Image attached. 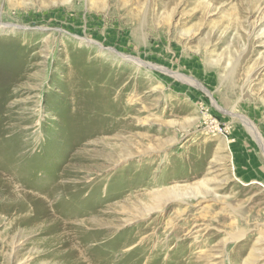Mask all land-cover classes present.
Listing matches in <instances>:
<instances>
[{"label": "rangeland", "instance_id": "obj_1", "mask_svg": "<svg viewBox=\"0 0 264 264\" xmlns=\"http://www.w3.org/2000/svg\"><path fill=\"white\" fill-rule=\"evenodd\" d=\"M175 3L0 0V264H264V0Z\"/></svg>", "mask_w": 264, "mask_h": 264}, {"label": "bare ground", "instance_id": "obj_2", "mask_svg": "<svg viewBox=\"0 0 264 264\" xmlns=\"http://www.w3.org/2000/svg\"><path fill=\"white\" fill-rule=\"evenodd\" d=\"M172 2H173V4H176L175 2H176V0H172ZM189 2V1H188ZM193 3V2H192ZM197 3V2H196ZM172 4V3H171ZM170 4V5H171ZM167 6V5H166ZM160 8V7H159ZM195 9L196 10H198L200 13H202V12H204V14H207V13H209V12H211V11H213V10H210L211 9V6H210V8L209 7H207V6H205V4L204 3H198L197 5H195ZM155 10V9H154ZM169 10V9H168ZM171 10V9H170ZM193 14V13H192ZM196 15V14H195ZM193 16V15H192ZM201 23H203V22H201ZM211 38V37H210ZM209 38V39H210ZM209 39H207V40H209ZM139 64H141V63H139ZM207 69V68H206ZM232 73L229 75H227L226 76V78H224L225 79V81H227V82H230L231 83V85H230V89H231V87H233V85H232ZM228 77H229V80H227L228 79ZM234 83V82H233ZM220 107H218V109H219ZM230 114V113H229ZM243 121H244V123H245V126H246V128H247V130L249 131V133L254 137V139L258 142V143H260L261 145H263V143H261V137H260V135H259V133H258V131H257V129L255 128V125L250 121V120H248L247 118H243ZM252 137V138H253ZM170 192V191H169ZM169 195V194H168ZM171 195V194H170ZM251 210V209H250ZM242 212V211H241ZM220 217V216H219Z\"/></svg>", "mask_w": 264, "mask_h": 264}]
</instances>
